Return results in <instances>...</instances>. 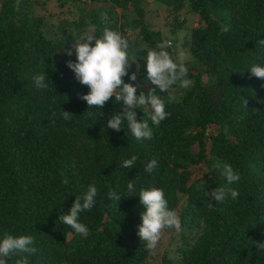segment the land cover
<instances>
[{
  "label": "trees",
  "instance_id": "1",
  "mask_svg": "<svg viewBox=\"0 0 264 264\" xmlns=\"http://www.w3.org/2000/svg\"><path fill=\"white\" fill-rule=\"evenodd\" d=\"M57 1L60 7L69 1L74 7V0ZM156 1L169 8L172 30L187 29L180 43L191 56L185 64L194 84L190 89L173 85L169 92L156 89L170 116L158 127L149 120L153 138L139 141L126 123L119 132L106 127L123 111L114 96L102 109H88L79 94L90 88L67 65L77 59L74 44L88 22L96 25L99 37L106 16L108 26L127 38L136 59L129 61L125 82L139 85L137 94L154 88L131 80L138 67H145L140 52L158 50L163 41L136 2L102 0L107 5L102 12L79 13L99 18L60 20L51 37L44 19L32 13L33 0L0 1V239L5 233L31 235L37 248L32 255L6 258V264L24 257L29 264H151L153 251L138 236L146 211L138 194L152 187L164 190L182 223V231L170 238L177 241L173 256L164 252L157 264H264L259 247L264 243V79L249 69L264 66V46L257 43L264 39V0ZM117 8L128 11L121 13L122 23ZM130 10L136 12L131 24L126 19ZM190 12L201 26L186 28L185 17L178 19ZM127 28L137 30L138 37L131 39ZM37 74H45L47 89L35 86ZM64 111L72 114L69 120ZM134 111L142 120L149 119L151 109ZM133 155L135 165L121 167ZM153 159L157 167L147 173L145 166ZM224 163L239 172V182H228ZM198 166L203 174L191 179ZM129 181L136 191L123 196ZM92 184L98 189L95 206L79 215L88 228L85 237L59 217L69 214L76 196L82 198ZM217 187L225 189L223 202L212 197ZM233 189L238 199L231 197ZM113 190L120 202L109 198Z\"/></svg>",
  "mask_w": 264,
  "mask_h": 264
},
{
  "label": "clouds",
  "instance_id": "2",
  "mask_svg": "<svg viewBox=\"0 0 264 264\" xmlns=\"http://www.w3.org/2000/svg\"><path fill=\"white\" fill-rule=\"evenodd\" d=\"M103 21L105 26L102 35L97 37L95 28L90 32L81 34L74 44L76 61H67L68 67L75 73L76 80L90 88L87 94H79V98L87 102L88 109H102L106 102L114 96L116 103H122L123 111L117 112L109 118L106 127L119 132L124 129L123 125L126 123L136 140H150L154 133L149 120L158 127L162 121L170 116L166 110L165 101L156 93V89L169 92L173 85L177 84L181 88L190 89L194 82L188 78V68L184 63L183 55L179 61L174 60L168 51L172 47V40L165 39L156 45L158 50H147L145 82H150L155 87L148 93L141 91L137 94L139 85L126 83L124 80L130 68L129 61L136 60L129 54V42L119 31L108 26L110 21L106 16L103 17ZM228 30L227 27L223 29L224 32ZM257 43L264 46V39L258 40ZM64 50L69 56L72 55L71 48ZM249 69L255 77L264 79V66L257 64ZM136 79L137 74L133 72L131 80L135 81ZM34 83L38 89L49 87L45 74L35 75ZM137 107L142 108L143 111L150 108L149 119L137 120V113L134 111ZM71 115L67 111L63 113L65 120H69ZM137 159L138 157L133 155L130 159L123 160L121 167L130 169L135 165ZM156 167L157 161L153 159L146 164L145 171L152 173ZM216 167H221L219 162ZM222 169L229 183L240 181L239 172L234 171L230 164L224 163ZM135 191V185L129 181L127 184L128 194L123 196H132ZM97 194V187L94 184L90 185L82 198L76 196L70 213L61 215L59 220L77 234L86 237L88 228L79 222V215L84 211H90L95 206ZM138 195L146 208V211L141 213L142 223L138 228V236L144 243L145 249L152 252L162 239L165 229H175L177 233L182 231L181 217L177 210L169 208L168 199L162 188L142 189ZM212 197L216 202H223L226 197L225 189L222 187L215 188L212 190ZM231 197L238 199L239 192L235 189L231 190ZM109 198L120 202L121 195L113 190L109 192ZM203 223L201 220L202 226ZM34 245L35 239L31 235L14 236L5 233L4 237L0 239V264H6V258L18 253L35 254L37 248ZM259 247L264 249V243L260 244ZM17 264H29V261L27 257H24L22 261H17Z\"/></svg>",
  "mask_w": 264,
  "mask_h": 264
},
{
  "label": "rangeland",
  "instance_id": "3",
  "mask_svg": "<svg viewBox=\"0 0 264 264\" xmlns=\"http://www.w3.org/2000/svg\"><path fill=\"white\" fill-rule=\"evenodd\" d=\"M33 11L32 13L35 14L36 16H40L44 19V23H45V27L46 30L48 31V35L53 37L55 35V32L58 31V23L60 22V20H65V21H72V22H76L77 19H79L80 17H83L84 19H86V21H89V19L91 17H93L94 15L92 13H88L82 16H79L80 14L77 12L76 10V6L74 7H70V8H64L62 10L59 11V6L57 5H52V2H55V0H33ZM136 2V5L138 6V10L139 13L142 15V17L144 18V20L149 23V25L151 26L152 29L154 30H158L161 34V37L163 40L165 39H171L172 40V47L170 48V50H172V52L174 53L175 59L177 61H179L181 55H183L184 57V63H188L191 62V56L189 55V53L187 51H184L181 48V38L183 36V34H185L187 32V29L183 28H175L174 30H172V23H174L172 17H169L168 13H169V8L167 6H165L164 4L156 1V0H134ZM46 3V4H45ZM106 4H99V7H84L85 8V12L87 11H94L93 9H97L98 12H102L106 7ZM131 9L132 5L130 6ZM102 9V10H101ZM70 11V13H68L67 11ZM117 12L116 18L118 20L121 21L122 23V15L121 13H127L128 11H122L120 8L115 9ZM67 12V13H66ZM135 12V11H134ZM84 13V12H83ZM94 13V12H93ZM136 13V12H135ZM103 15V14H101ZM128 15V14H127ZM182 16L185 17L186 19V23L185 26L186 28H191V27H197V26H201L202 23H200L198 21V17L197 15H195L194 13L190 12V13H183L180 15V17H178V19H180ZM96 18H99L98 16H94ZM115 17V16H114ZM134 18V16H132L131 14H129L126 19L128 20V22H130V24L132 23V19ZM114 20L111 19V22L113 23ZM135 23V22H134ZM96 25L91 24V22H88V26L85 28V32H89L87 31L88 29H93L95 28ZM73 31V29H72ZM71 31V32H72ZM52 32V35L50 34ZM121 34H123L122 32H120ZM125 33H128L131 36V39H135L138 37V31L137 30H130L129 28H127V31ZM127 34V35H128ZM85 42H86V37H85ZM94 44V41H93ZM140 47L145 48L144 43L140 44ZM153 50V49H151ZM144 51L140 52V56H142L143 59V66L144 69H140L139 67L136 70V74H137V78H139V80L141 81L142 84L148 86H152V84L146 83L145 79L147 76V61H146V56L147 53L143 56ZM143 77V79H142ZM203 80L206 81V76L204 75ZM203 167H193L192 168V172H191V179H194L198 176H200L201 174H203L202 171ZM176 231L175 229H165L164 230V235L162 237V239L160 240V242L158 243L156 249L152 252L151 257H150V262L151 264H157L161 261V257L163 255L164 252H167V255L172 257L173 253L172 251V246L174 247V245L176 244V240L173 241L171 243L170 238L173 234H175ZM171 246V248H170Z\"/></svg>",
  "mask_w": 264,
  "mask_h": 264
},
{
  "label": "crops",
  "instance_id": "4",
  "mask_svg": "<svg viewBox=\"0 0 264 264\" xmlns=\"http://www.w3.org/2000/svg\"><path fill=\"white\" fill-rule=\"evenodd\" d=\"M1 1V0H0ZM46 1H48V0H46ZM50 1V0H49ZM102 0H74V1H72V2H74L73 4H74V6H76V10H77V12L78 13H81V12H85V8L84 7H94V6H96V7H99V4H104L103 2H101ZM70 2V1H69ZM69 2L68 3H66L65 5H63L62 7H60V5H59V2L57 1V0H55V2H52V5H57V6H59V11L60 10H62V9H64V8H66V6H67V8H70V7H73V5H71V3L69 4ZM46 4V3H45ZM78 6V7H77ZM66 8V9H67ZM68 13H70V11L68 10L67 11ZM66 12V13H67ZM129 14H131L132 16H135V12H134V10H130V12H129Z\"/></svg>",
  "mask_w": 264,
  "mask_h": 264
}]
</instances>
